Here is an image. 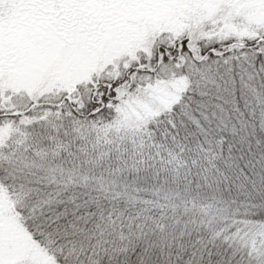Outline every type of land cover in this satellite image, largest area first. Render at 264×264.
I'll return each instance as SVG.
<instances>
[{"label":"snow or ice","instance_id":"1","mask_svg":"<svg viewBox=\"0 0 264 264\" xmlns=\"http://www.w3.org/2000/svg\"><path fill=\"white\" fill-rule=\"evenodd\" d=\"M0 264H264V0H0Z\"/></svg>","mask_w":264,"mask_h":264}]
</instances>
